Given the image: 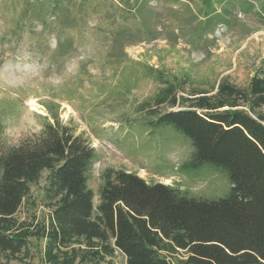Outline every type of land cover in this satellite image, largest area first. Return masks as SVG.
<instances>
[{"label": "rangeland", "instance_id": "obj_1", "mask_svg": "<svg viewBox=\"0 0 264 264\" xmlns=\"http://www.w3.org/2000/svg\"><path fill=\"white\" fill-rule=\"evenodd\" d=\"M255 77H264V0H0V140L18 147L56 121L83 137L98 154L88 181L95 208L110 171L189 198H226L225 170L195 167L190 140L151 123L198 98L214 103L222 83L247 94ZM156 78L174 86L176 106H147L166 86ZM235 110L264 113L242 103L217 111ZM50 176L29 184L10 223L27 247L0 264H128L96 240L49 245L38 230L61 199L47 192ZM160 255L171 264L187 258L166 240Z\"/></svg>", "mask_w": 264, "mask_h": 264}, {"label": "trees", "instance_id": "obj_2", "mask_svg": "<svg viewBox=\"0 0 264 264\" xmlns=\"http://www.w3.org/2000/svg\"><path fill=\"white\" fill-rule=\"evenodd\" d=\"M156 79L166 86L147 106H176L174 86ZM213 100L198 98L189 109L166 112L151 125L186 136L195 167L225 170L232 189L215 201L189 198L135 173L110 171L95 208L88 181L98 154L83 137L56 121L18 147L5 148L0 140V259L27 247L24 237L11 233L10 223L29 184L49 170L47 192L61 196L49 224L38 230L49 245L96 240L105 252L120 251L128 264H171L160 255L166 240L187 253L179 264H264V113L217 111L236 103L251 111L264 107V77H255L247 94L222 83Z\"/></svg>", "mask_w": 264, "mask_h": 264}, {"label": "bare ground", "instance_id": "obj_3", "mask_svg": "<svg viewBox=\"0 0 264 264\" xmlns=\"http://www.w3.org/2000/svg\"><path fill=\"white\" fill-rule=\"evenodd\" d=\"M31 105L35 106L32 110H35V109L38 107V106L36 107L37 104H36L35 101H32V102H31Z\"/></svg>", "mask_w": 264, "mask_h": 264}]
</instances>
